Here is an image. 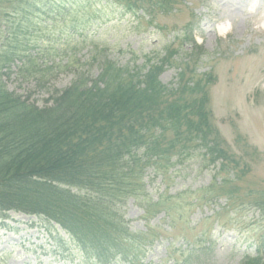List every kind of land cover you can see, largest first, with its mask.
Segmentation results:
<instances>
[{"label":"trees","instance_id":"16d2710c","mask_svg":"<svg viewBox=\"0 0 264 264\" xmlns=\"http://www.w3.org/2000/svg\"><path fill=\"white\" fill-rule=\"evenodd\" d=\"M4 1L11 2L10 13L20 19L16 31L31 35L37 33L34 15L39 31L46 33L68 16L73 28H84L89 19L85 14L95 5L100 6L94 8L96 12L111 3L132 14L139 10L138 17H147L149 23L155 7L165 13L171 9L170 0ZM190 33L184 28L177 36L185 38L189 49L179 63H171L179 69L174 84L159 79L171 44L161 58L144 61L142 68L105 60L95 75L77 73L40 107L7 91L0 82V226L13 231L6 222L10 211L33 215L43 220L55 243L72 242L99 263L143 264L141 256L160 235L151 227L131 230L123 211L127 200L138 202L144 218L151 207H160L162 219L172 228L183 219L186 222L191 207L212 200L189 195L224 188L237 178L233 171L237 162L210 121L205 90L210 75L197 78L195 68L185 74L189 62L195 65L206 55ZM1 38L0 68H8L17 51L4 44L8 37ZM195 156L200 162L207 160L203 168L211 167L214 179L222 173L227 177L199 189L168 196L162 192L155 201L145 198V169L151 167L154 175L164 176L170 167ZM224 196L227 201L234 192ZM253 202L264 216L262 191ZM215 223L224 228L218 218ZM211 231L200 232L198 240ZM186 247L192 256L200 251Z\"/></svg>","mask_w":264,"mask_h":264},{"label":"rangeland","instance_id":"374dc122","mask_svg":"<svg viewBox=\"0 0 264 264\" xmlns=\"http://www.w3.org/2000/svg\"><path fill=\"white\" fill-rule=\"evenodd\" d=\"M10 3L0 2V36L8 37L4 44L16 49L17 56L8 68H0V82L39 107L77 73L95 75L105 60L142 68L144 61L161 58L169 44L168 62L159 79L174 84L179 69L172 64L189 49L185 38L177 36L184 28L191 30L190 36L206 55L195 65L189 62L185 74L195 68L197 78L210 75L205 87L210 121L237 162L233 170L237 178L224 188L189 195L212 200L191 207L186 222L183 219L175 227L162 219L160 207H151L144 218L132 199L125 203L124 216L132 231L151 227L160 235L141 256L143 264H264V216L253 206L254 197L264 194V0H170L166 13L153 9L151 23L138 17L139 10L132 14L111 3L96 12L100 6L95 5L85 14L89 19L84 28H73L68 16L44 33L34 15L37 33L32 35L16 31L20 19L10 13ZM106 18L110 20L105 22ZM206 162L195 156L170 167L164 176L154 175L148 167L145 198L155 201L162 192L168 196L199 189L227 177L222 173L214 179L212 168H203ZM227 191L234 196L226 201ZM8 215L6 222L13 231L0 226V264H102L72 242L55 243L42 219L14 211ZM210 229L212 235L198 240L200 232ZM188 245L200 251L192 256Z\"/></svg>","mask_w":264,"mask_h":264}]
</instances>
